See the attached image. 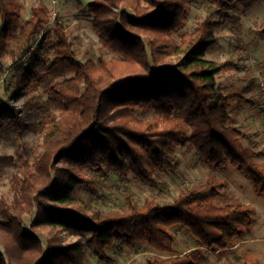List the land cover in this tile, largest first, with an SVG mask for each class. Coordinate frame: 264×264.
I'll return each instance as SVG.
<instances>
[{"label":"trees","instance_id":"16d2710c","mask_svg":"<svg viewBox=\"0 0 264 264\" xmlns=\"http://www.w3.org/2000/svg\"><path fill=\"white\" fill-rule=\"evenodd\" d=\"M195 1L92 0V29L113 55L81 62L58 17L50 32L57 42L43 38L32 50L49 20L43 3L32 7L21 23L19 1L0 0V80L7 68L31 54L37 69L27 64L19 86L47 95L44 102L32 98L26 103L27 111L39 117L42 139L30 163L10 178L12 205L0 198V264H88L87 244L99 260L114 263L106 254L109 248L120 252L122 246L139 242L166 255L145 264H201L205 251L224 250L250 228V206L216 205L222 185L211 179L163 203L149 199L137 204L129 187L122 208L98 210L75 197L78 187H93L92 176L80 174L84 166L121 178L130 173L154 186L159 173L177 169L175 148L184 153L188 147L198 163L215 169L229 165L264 196V170L254 161L260 150L243 144V132L229 125L231 100L240 96L224 92L216 78L232 60L216 63L204 57L224 28V20H215V15L240 0H198L204 17L183 30L187 9ZM136 109L153 115L137 119ZM21 115L19 108L0 99V139L9 129L22 130ZM33 211L27 231L23 218ZM176 225L197 241L180 254L174 253L169 231ZM62 231L85 240L64 242Z\"/></svg>","mask_w":264,"mask_h":264},{"label":"rangeland","instance_id":"374dc122","mask_svg":"<svg viewBox=\"0 0 264 264\" xmlns=\"http://www.w3.org/2000/svg\"><path fill=\"white\" fill-rule=\"evenodd\" d=\"M21 6V23L30 16L31 8L43 3L47 8L49 20L44 23L33 41L32 50L40 46L43 38L56 43V38L50 32L55 17L64 24L72 51L78 61H96L99 58L108 59L110 53L98 41L94 33L91 20L92 14L89 3L92 0H18ZM204 17L203 6L200 1L191 3L187 9V22L183 30L194 28ZM224 20L223 31L216 35V42L205 52V59L219 63L232 60L230 67L217 74V82L223 86L224 92H236L239 98L231 100L229 125L243 132V144H253L260 154L254 157L264 170V104L257 105L252 100L264 102L259 87V79L264 80V0H240L232 8L221 7L214 17ZM27 55L21 63L7 68L0 80V99L5 106L16 107L22 111V130L9 129L0 139V198L9 206L12 205L15 193L11 184V176L18 167L29 164L34 155L40 150L41 123L39 117L27 111L26 103L32 98L44 102L47 95L41 92L24 90L18 82L24 67L32 64L37 69L36 60ZM172 60H175L174 58ZM9 64L7 57L4 58ZM153 115L151 110H134L137 119H145ZM174 155L178 159V167L174 172H163L157 175L158 184L149 186L134 178L130 173L126 178L111 171L103 173L91 172L84 166L80 174L84 177L92 176L93 187H78L75 197L82 203L89 204L98 210L122 208L126 187H129L137 204L145 200L157 199L161 203L171 201L180 191L197 187L207 179L222 185V193L214 200L216 205L231 202L248 204L252 209L251 226L240 237L235 238L224 250L205 251L201 264H264V196L255 193L249 179L231 168L215 169L200 164L192 147L184 153L175 148ZM3 156H11L5 159ZM35 211L23 218L24 226L29 231V225L34 219ZM174 240V253L180 254L197 245V241L190 232L180 226L169 229ZM45 242L43 234L38 235ZM64 242H73L78 238L85 240V236L69 235L62 231ZM88 264H145L153 257H165L149 248L144 242L136 243L132 247L122 246L121 251L113 246L106 254L114 263L103 262L93 253L87 244ZM0 254L4 249L0 246Z\"/></svg>","mask_w":264,"mask_h":264},{"label":"built area","instance_id":"2783aa9c","mask_svg":"<svg viewBox=\"0 0 264 264\" xmlns=\"http://www.w3.org/2000/svg\"><path fill=\"white\" fill-rule=\"evenodd\" d=\"M258 84H259V87L261 89V94H262L263 99H264V80L263 79H259Z\"/></svg>","mask_w":264,"mask_h":264},{"label":"crops","instance_id":"0c3cea01","mask_svg":"<svg viewBox=\"0 0 264 264\" xmlns=\"http://www.w3.org/2000/svg\"><path fill=\"white\" fill-rule=\"evenodd\" d=\"M260 152H261V150H260Z\"/></svg>","mask_w":264,"mask_h":264}]
</instances>
